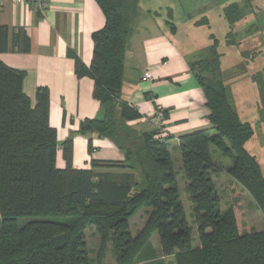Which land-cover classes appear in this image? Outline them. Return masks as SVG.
Listing matches in <instances>:
<instances>
[{"label": "trees", "instance_id": "obj_1", "mask_svg": "<svg viewBox=\"0 0 264 264\" xmlns=\"http://www.w3.org/2000/svg\"><path fill=\"white\" fill-rule=\"evenodd\" d=\"M96 1L105 24L92 33L91 63L71 47L67 55L74 60L78 78L94 81L93 97L103 113L83 119L61 143L50 123V89L39 86L33 104L24 90L26 72L0 59V264H92L86 239L89 226L101 234L103 247L111 238L117 264H264V229L246 228L238 205L222 210L213 178L226 171L264 215V172L246 146L255 130L237 111L225 84L219 40L211 34L210 55L190 62L204 91L210 125L178 137L197 228L194 243L170 149L174 136L161 128L132 127L129 122L143 115L121 99L126 51L142 13L140 1ZM254 1L245 0L251 6ZM223 10L230 25L227 44L233 46L238 44L234 25L246 15L236 1ZM168 23L175 31V25ZM9 33L8 26L0 25V52L9 50ZM254 78L264 97V74L258 72ZM163 111L166 120L168 111ZM76 133L89 136L91 155L96 149L92 135L97 134L110 138L124 159L92 158L90 167L75 168ZM212 145L231 159L230 167L213 159ZM60 150L66 162L62 168L57 165ZM143 207H150L149 215L134 235L130 219ZM28 216L33 219L21 225L19 220ZM155 233L158 248L152 241Z\"/></svg>", "mask_w": 264, "mask_h": 264}, {"label": "crops", "instance_id": "obj_2", "mask_svg": "<svg viewBox=\"0 0 264 264\" xmlns=\"http://www.w3.org/2000/svg\"><path fill=\"white\" fill-rule=\"evenodd\" d=\"M47 5L44 12H37L30 4L7 2L0 5V25L8 26L10 30L9 50L0 52V59L26 72L24 90L33 104L39 86L50 89V123L57 128L61 143L79 129L83 119L103 113L100 102L93 97L94 81L87 76H76L74 60L67 55V50L71 47L89 65L94 50L92 33L104 26L105 16L96 0H47ZM154 11L153 14L152 8L143 9L135 20L136 30L126 51L121 99L142 113L141 118L129 122L138 131L156 128L147 119L158 108L168 111L163 130L174 136L169 141L170 149L178 159L181 156L179 135L208 127L210 110L203 88L190 69V62L198 59L190 48L192 46L179 36L180 27L164 17L162 10ZM168 22L175 25V31ZM182 43L189 46L190 53L182 48ZM26 47L28 51L24 49ZM147 69L152 71V79L143 81ZM92 136L96 149L91 155L89 136L74 135L75 168L90 167L92 158L124 159L123 152L110 138ZM57 165L60 168L66 165L61 150L58 151Z\"/></svg>", "mask_w": 264, "mask_h": 264}, {"label": "rangeland", "instance_id": "obj_3", "mask_svg": "<svg viewBox=\"0 0 264 264\" xmlns=\"http://www.w3.org/2000/svg\"><path fill=\"white\" fill-rule=\"evenodd\" d=\"M142 8H152L163 11L164 17L172 20L180 27L183 39L193 48L196 58L210 55L214 38L219 40L218 49L222 54V74L225 84L234 105L245 120L253 124L255 134L247 142V148L258 159L262 171L264 172V97L260 91V86L254 74H264V0H255L253 5L245 0H139ZM236 1L244 8L246 15L242 20L234 25L235 38L238 44L230 46L227 44V34L230 31L228 20L224 17V6ZM141 8L142 12L143 9ZM172 9V11H171ZM145 12V11H144ZM172 13V16L170 15ZM141 15V14H140ZM207 19V23H199ZM257 27V28H256ZM213 34V36H211ZM182 48L190 53L189 46L181 44ZM213 159L224 167L232 165L231 159L225 157L221 150L212 145ZM174 164L177 171L180 194L185 205L186 216L193 226L194 243L197 242V228L192 215L191 201L186 190V180L184 175L182 156L176 159ZM217 180V190L221 197V209L226 210L228 206L234 204L240 219L246 223V228L251 227L256 231L264 229V215L256 205L249 192L235 183L226 171L221 172ZM217 178V179H216ZM150 207H143L138 210L130 219L131 230L135 235L143 227L149 215ZM32 217L21 218L20 224H24ZM86 239L89 256L93 260L92 264H117V257L113 249L111 238L103 247L101 234L95 226L86 229ZM153 243L159 247V235L155 233ZM146 264V263H140Z\"/></svg>", "mask_w": 264, "mask_h": 264}, {"label": "built area", "instance_id": "obj_4", "mask_svg": "<svg viewBox=\"0 0 264 264\" xmlns=\"http://www.w3.org/2000/svg\"><path fill=\"white\" fill-rule=\"evenodd\" d=\"M7 2L21 3L26 5H33L35 10H40L42 12L47 8V0H0V5H3ZM152 79V71L147 69L142 77L143 81ZM147 121L150 125L155 126L156 128L164 129L165 115L162 108L157 109L156 113L153 116H150Z\"/></svg>", "mask_w": 264, "mask_h": 264}]
</instances>
